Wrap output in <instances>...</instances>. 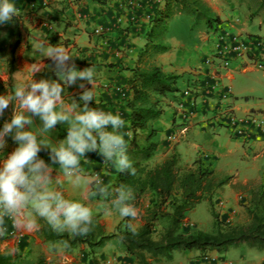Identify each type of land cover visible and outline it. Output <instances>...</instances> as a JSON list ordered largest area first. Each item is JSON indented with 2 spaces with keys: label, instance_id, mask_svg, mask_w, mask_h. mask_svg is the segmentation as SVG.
I'll list each match as a JSON object with an SVG mask.
<instances>
[{
  "label": "crops",
  "instance_id": "0c3cea01",
  "mask_svg": "<svg viewBox=\"0 0 264 264\" xmlns=\"http://www.w3.org/2000/svg\"><path fill=\"white\" fill-rule=\"evenodd\" d=\"M11 2L17 8V15L11 22L0 25V95L13 93L16 87L30 79L35 82L42 78L56 80L57 76L50 69L53 62L46 57L45 51L38 49L42 43L63 46L74 57L78 70L94 67L95 82L93 85L86 84L94 90V101L89 107L118 113L125 121V126L120 131L127 145L131 135L127 108V101L131 95L128 80L132 77L138 55L146 43L145 34L149 18L155 7H162L163 2L161 0H11ZM206 2L224 29L242 38L249 35L264 37V20L260 17L250 18L247 6L239 0ZM182 17L176 15L169 23L165 41L169 44L170 50L155 56L153 60L164 73L176 75L178 79L177 91L160 97L163 115L152 123L157 131L155 139L158 142V149L149 164L160 163L169 152L175 150L183 163L191 165L197 160H202L217 172L232 175L235 181L246 182L258 178L264 181V141L255 139L249 144H242L233 139L214 119V105L218 97H199L197 92H189L195 81L196 84L202 80L208 81L217 73L221 84L231 89L233 98H230V105L235 114L244 116L251 111L264 113V101L243 103L236 99L242 95V91L234 90L236 72L232 70V64L243 74L253 69L241 59L233 61L231 68L228 69H223L218 61L211 65L205 64V59L212 53L213 44L201 46L200 42H209L213 36L207 33L205 26H199L191 29L196 38L195 44H190V40L187 39L190 34L189 26L186 25L183 32L177 30L179 23L177 21ZM37 69L40 71L33 73ZM260 73L264 78V72ZM179 82L183 83L181 87ZM80 91L82 89L75 86L65 87L62 93L63 104L58 105L57 110L69 111L73 104L82 105L83 102L78 95ZM244 98L248 100L247 96ZM193 101L196 103L195 107L191 106ZM12 107L10 105L5 112L6 118L0 119V129L5 120H10L13 114ZM182 109L190 110L191 117L185 119ZM32 119L31 128L25 125L24 130L36 133L37 140L41 143L39 152H42V155L37 154V158L43 160L44 165L51 169L48 190L59 191L65 198L85 203L92 209L93 215L99 216L107 234L113 233L120 223L124 226V218L118 213L115 211L112 215L105 213L104 209L111 203L113 197L109 195L106 200L102 195L94 194L98 193L101 185L92 186L90 178L92 172L103 173L102 186L107 187L111 194L116 167L111 162L106 164L97 152L86 151L85 155L80 157L79 170L71 176L66 175L58 161L53 163L50 160V154L55 156V150L67 137V135L60 137L57 127L68 131V124L58 122L51 130L43 131V122L39 117ZM170 136L175 138L170 139ZM6 140L7 147L0 152V160L15 147L10 137H6ZM77 175L80 176L78 182L75 181ZM228 187L224 189L227 190ZM22 211L26 217L31 218L33 215L31 204ZM39 219L36 217L38 225ZM141 224L142 220L137 227ZM0 229H3L0 231V253L12 256L16 264H34L40 256L45 258L47 264H104V260L110 257L106 254L112 253L109 251L110 245L118 241L110 240L91 253L85 246L66 251L60 243L45 242L37 235V229L28 231L18 228L14 221L7 217L4 224L0 225ZM14 230L21 234L20 239L9 235V232ZM119 245L121 253L114 252L115 255L124 256L130 264H137L130 259L120 243ZM230 250L225 253L209 251L206 260L199 258L200 253L195 250L177 254L174 252L173 259L165 264H259L264 259V254L250 256L247 253L238 256L239 261L232 262L227 259ZM215 257L219 259L210 263L208 259Z\"/></svg>",
  "mask_w": 264,
  "mask_h": 264
},
{
  "label": "trees",
  "instance_id": "16d2710c",
  "mask_svg": "<svg viewBox=\"0 0 264 264\" xmlns=\"http://www.w3.org/2000/svg\"><path fill=\"white\" fill-rule=\"evenodd\" d=\"M149 18L145 34L146 43L140 51L132 77L128 80L131 92L127 101L130 138L127 154L136 169L135 175L127 172L115 173L113 187L125 185L133 189L134 203L140 205L145 194L153 200L145 210L142 224L130 228L124 218V226L116 227L107 234L98 215L94 217L93 230L84 237H72L69 233L57 234L42 219H39L37 235L45 242L60 243L66 251L85 246L89 253L103 247L112 239L118 240L130 259L137 264L169 262L173 253L198 251L201 257L209 251L225 253L230 249L246 247L264 251V181L262 178L246 182L235 181L232 175L217 172L210 164L197 160L189 165L183 163L175 151L169 152L160 163L149 166L157 149V131L152 123L163 115L160 97L177 91L178 76L166 74L154 63V57L170 50L165 38L168 24L176 15L189 16L192 29L205 26L207 33L220 29L221 21L212 12L206 0H161ZM229 1V0H224ZM247 6L250 18L264 20V0H239ZM2 25V24H0ZM253 37L252 35H249ZM6 116L2 118L5 119ZM3 127V126H2ZM60 137L67 135L57 127ZM42 155V152H38ZM229 186L246 202V220L243 223L225 225L214 210V196ZM201 202L208 204L213 219L212 231L184 228L188 215ZM161 229L154 237L156 226ZM0 264H16L12 256L0 253ZM34 264H47L40 256ZM264 264V259L259 263Z\"/></svg>",
  "mask_w": 264,
  "mask_h": 264
},
{
  "label": "clouds",
  "instance_id": "9594fccd",
  "mask_svg": "<svg viewBox=\"0 0 264 264\" xmlns=\"http://www.w3.org/2000/svg\"><path fill=\"white\" fill-rule=\"evenodd\" d=\"M16 15L17 8L11 0H0V24L11 22ZM38 50L45 51L46 57L53 62L50 69L57 79L50 81L42 78L39 82L30 79L16 87L13 93L0 95V119L9 106H13L10 120H5L0 129V152L7 147L6 137H10L15 144L13 150L0 160V225L8 217L18 228L32 231L39 227L36 222V217H39L57 234L67 232L72 237H84L94 227L92 209L85 203L65 198L59 191L48 190L51 169L37 158L41 143L36 133L24 130L25 125L30 129L33 117H39L43 122V131L51 130L58 122L68 124L66 140L55 150V156L50 154V160L53 163L58 161L66 175L71 176L79 170L80 157L86 151L97 152L106 164L111 162L121 173L135 175L136 169L127 154L126 142L120 131L125 121L118 113L89 107L94 101V90L86 84L93 85L95 82L94 67L78 70L74 57L63 46L42 43ZM68 86L82 89L78 95L83 103L73 104L69 111H58L57 106L63 104L62 93ZM79 180L77 175L75 181ZM95 183L101 187L94 194L102 195L106 200L109 195L113 197L104 209L106 214L112 215L115 211L121 218H139L140 210L133 202L131 187L115 186L109 194L108 188L102 186L99 173ZM30 204L31 218L24 216L22 211Z\"/></svg>",
  "mask_w": 264,
  "mask_h": 264
},
{
  "label": "built area",
  "instance_id": "2783aa9c",
  "mask_svg": "<svg viewBox=\"0 0 264 264\" xmlns=\"http://www.w3.org/2000/svg\"><path fill=\"white\" fill-rule=\"evenodd\" d=\"M209 34L213 36L215 43L213 44L212 53L205 59V64L211 65L214 61H218L223 69H228L233 61L247 59L252 62L254 68L264 72V37L247 36L242 38L222 26H220L218 31ZM202 81H200L202 82L201 84L199 80V84H196L195 81L189 92H197L199 97H218V101L214 105V119L220 127L227 131L230 137L240 141L242 144H249L255 139L264 141V113L251 111L244 116H238L230 105L231 89L221 84L217 73L213 74L208 81ZM191 106H196L195 101H193ZM181 112L185 119L192 115V112L188 109H182ZM172 138H175V136H170V139ZM97 173L100 174L102 181H104L103 173L92 172L90 174L92 186L99 185L95 183ZM7 219L13 222V219L8 217ZM9 235L17 239L21 238V234L15 230L10 231ZM105 264L128 263L110 256L106 258Z\"/></svg>",
  "mask_w": 264,
  "mask_h": 264
},
{
  "label": "rangeland",
  "instance_id": "374dc122",
  "mask_svg": "<svg viewBox=\"0 0 264 264\" xmlns=\"http://www.w3.org/2000/svg\"><path fill=\"white\" fill-rule=\"evenodd\" d=\"M182 19L177 24V30H185L188 25L189 27V33L187 39L190 40V44H195V38L196 36L194 35V31L191 30V24L192 21L189 16L182 15ZM171 22V20H170ZM169 22V23H170ZM169 26V24H168ZM223 26V24H221ZM169 29V28H168ZM199 43V42H198ZM201 46L204 44L206 45L207 43L209 44H214L215 40L212 38L211 41L209 42H200ZM211 46V45H209ZM212 49V48H211ZM245 63L248 64L249 67L253 69V71H248L243 74L238 68H235V65L232 64V70L236 73L235 75V81H234V90L242 91V95H239L236 99L239 100V102H260L264 101V78L263 75L260 72H263L261 70H258L253 67L252 62L248 61L247 59H244ZM231 68V66L229 67ZM183 85L182 82H179V86L181 87ZM248 97V100H246L244 97ZM231 98H233L231 96ZM149 166H152V164H149ZM228 187V186H225ZM224 187V188H225ZM219 191L216 193L214 196V210L216 213H218L219 220L222 221L223 224L225 225H232L236 223H243L246 220V213H245V205L247 204L246 202H243L241 197L239 196L238 193H236L234 190H232L230 187L227 188V190ZM153 200V196L150 193H147L144 195V197L140 201V205L137 206V208L140 210V215L137 220H128L129 227L130 228H135L139 225L140 220H142L143 216L145 215V210L146 205L150 206L151 202ZM120 226H123V223L119 224ZM118 225V226H119ZM184 228L188 229L190 231H195V230H201V231H212L213 230V219L209 213L208 209V204L206 202H201L196 206V208L188 215L187 219L184 222ZM116 229V228H115ZM161 229V225L158 224L156 226L155 234L154 237H157V232ZM115 231V230H114ZM113 240V239H112ZM119 241H116L113 243V245H110L109 251L112 253L106 254V256H112L115 258H118V260H121L122 262H126L130 264L129 261H126L124 256L120 255H115L114 252H119L121 253V248L119 245ZM121 244V243H120ZM230 255L227 257L229 261L232 262H237L239 261L238 256H243L247 255V253L255 256H260L264 254L263 252H259L253 249H248L246 247H239L235 249L230 250ZM178 252L175 251V254ZM199 258H201V255H199ZM204 260H206L207 254L203 256ZM219 258L215 257L214 259L209 258V262L213 263L217 261ZM206 262V261H205ZM105 264V260L103 262ZM166 262L163 261L160 262V264H165Z\"/></svg>",
  "mask_w": 264,
  "mask_h": 264
}]
</instances>
